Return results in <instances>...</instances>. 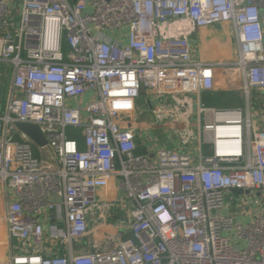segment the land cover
Wrapping results in <instances>:
<instances>
[{
  "label": "built area",
  "instance_id": "1",
  "mask_svg": "<svg viewBox=\"0 0 264 264\" xmlns=\"http://www.w3.org/2000/svg\"><path fill=\"white\" fill-rule=\"evenodd\" d=\"M222 24L237 57L195 59ZM219 73L244 107L202 100ZM112 179L128 213L97 249ZM238 193L260 198L248 223L224 212ZM0 194V264H264V0H0Z\"/></svg>",
  "mask_w": 264,
  "mask_h": 264
},
{
  "label": "crops",
  "instance_id": "2",
  "mask_svg": "<svg viewBox=\"0 0 264 264\" xmlns=\"http://www.w3.org/2000/svg\"><path fill=\"white\" fill-rule=\"evenodd\" d=\"M191 45L195 59L204 63L232 61L237 57L234 27L231 24L215 25L198 30L191 38ZM229 77L231 75L218 74L215 90L202 95V100L207 105L216 108L238 107L239 104L235 102V98L232 95L238 90L235 88H238L240 81L236 78L235 82L231 83L229 82ZM240 102L241 105L239 107H244L242 94ZM254 110H256V106ZM81 147H83L82 143ZM2 195L0 194V196ZM0 199L1 233L6 200L5 194L4 198L2 196ZM98 199L99 206L93 210V217L90 219L91 233L88 242L90 246L97 249L109 250L116 247L117 225L126 219L128 213L127 207L125 208L124 205L119 204L120 200H124V196L118 189L116 179L111 180L108 190L98 191ZM110 205L114 206L111 207ZM254 210H259L258 205H256Z\"/></svg>",
  "mask_w": 264,
  "mask_h": 264
},
{
  "label": "rangeland",
  "instance_id": "3",
  "mask_svg": "<svg viewBox=\"0 0 264 264\" xmlns=\"http://www.w3.org/2000/svg\"><path fill=\"white\" fill-rule=\"evenodd\" d=\"M234 87V86H233ZM237 90L232 95L233 98H235V102H237L238 106L241 105L240 99H241V92H240V86L238 84V88H235ZM139 106L142 107L144 110L146 109L144 99L142 98L139 100ZM145 112V111H144ZM34 153L36 154V157L39 158L42 161V158H44L45 161H47V158L49 159L51 156V153L46 151H40L39 147L36 145H32ZM39 151V152H38ZM46 155V156H45ZM232 197V202H230V199ZM245 198L244 203L242 201L238 203V200ZM257 199V200H256ZM254 198V195L252 196H246L241 194H235V195H228L226 199V207L224 212L233 216H236V218L239 220L240 223H248L250 220V213L254 210L256 205H258V202L260 201L259 197ZM256 200V201H255ZM258 201V202H257Z\"/></svg>",
  "mask_w": 264,
  "mask_h": 264
},
{
  "label": "water",
  "instance_id": "4",
  "mask_svg": "<svg viewBox=\"0 0 264 264\" xmlns=\"http://www.w3.org/2000/svg\"><path fill=\"white\" fill-rule=\"evenodd\" d=\"M17 127L37 146L45 147L47 145L46 138L38 126L30 124H18ZM142 153L146 155V150H142Z\"/></svg>",
  "mask_w": 264,
  "mask_h": 264
},
{
  "label": "trees",
  "instance_id": "5",
  "mask_svg": "<svg viewBox=\"0 0 264 264\" xmlns=\"http://www.w3.org/2000/svg\"><path fill=\"white\" fill-rule=\"evenodd\" d=\"M77 137H80L79 135H77Z\"/></svg>",
  "mask_w": 264,
  "mask_h": 264
}]
</instances>
